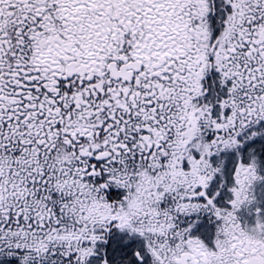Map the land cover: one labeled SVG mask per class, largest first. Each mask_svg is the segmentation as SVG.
<instances>
[{"label":"snow or ice","instance_id":"1","mask_svg":"<svg viewBox=\"0 0 264 264\" xmlns=\"http://www.w3.org/2000/svg\"><path fill=\"white\" fill-rule=\"evenodd\" d=\"M0 264H264V0H0Z\"/></svg>","mask_w":264,"mask_h":264}]
</instances>
